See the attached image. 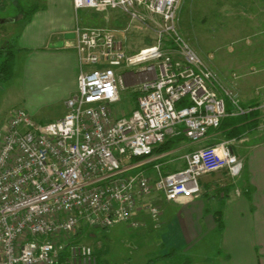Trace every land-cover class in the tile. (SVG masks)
<instances>
[{
    "label": "built area",
    "instance_id": "built-area-1",
    "mask_svg": "<svg viewBox=\"0 0 264 264\" xmlns=\"http://www.w3.org/2000/svg\"><path fill=\"white\" fill-rule=\"evenodd\" d=\"M181 3L73 0L77 13L118 12L128 23H77L70 47L79 59L78 88L64 116L39 123L16 109L0 118V264H100L82 239L90 228L139 230L148 220L158 228L163 199L194 202L201 178L221 171L240 180L244 160L231 142L188 152L178 172L163 174L155 163L169 135L201 142L228 117L253 111L180 31ZM133 28L153 32L154 44L127 51ZM129 82L136 106L118 114Z\"/></svg>",
    "mask_w": 264,
    "mask_h": 264
},
{
    "label": "crops",
    "instance_id": "crops-1",
    "mask_svg": "<svg viewBox=\"0 0 264 264\" xmlns=\"http://www.w3.org/2000/svg\"><path fill=\"white\" fill-rule=\"evenodd\" d=\"M59 1L50 0L45 9L33 15L22 37L17 40L19 52L16 59L22 52L28 53L23 71H30L32 83L47 79L53 82L55 77L64 78L61 85L60 80L57 82L59 90L63 91L58 94L65 93L64 98L67 100L78 88L79 59L77 52L70 47L72 39L65 36L73 33L80 21L77 19L74 25L73 19L70 25H63L62 29L50 30L55 21L52 13ZM65 1L69 4L70 13L73 11L77 15L79 12L75 11L73 1ZM114 15L120 16L121 13L115 12ZM40 20L46 33L37 31L29 34L31 27ZM88 23L85 26H93L91 22ZM59 43L63 45L59 46ZM220 79L226 86L224 80ZM27 84L29 89L32 86L29 80ZM47 89L48 86L44 87V90ZM47 100L53 104L59 101L56 95ZM65 100L60 105L62 110L59 116L53 121L66 114ZM131 103H134L135 108L136 99ZM242 103L252 108L245 104L249 103L247 98ZM0 115L6 118L5 114ZM252 120V117H228L220 129H211L207 138L197 143L183 134L168 136L165 144L158 149L162 156L155 161L161 164L163 174L183 170L186 167L183 157L188 152L238 139L232 150L244 160L242 177L234 184L228 175L229 182L222 183L218 175L220 172L203 176V193L191 203H171L162 198L161 226L157 228L148 220L146 225L136 230L137 238L134 241L144 251L145 257L129 255L122 264H264V127L254 128ZM209 236H217V243L212 254L206 255L200 247ZM171 249L176 250L178 255L166 258Z\"/></svg>",
    "mask_w": 264,
    "mask_h": 264
},
{
    "label": "rangeland",
    "instance_id": "rangeland-1",
    "mask_svg": "<svg viewBox=\"0 0 264 264\" xmlns=\"http://www.w3.org/2000/svg\"><path fill=\"white\" fill-rule=\"evenodd\" d=\"M49 1L4 0L0 4V20H12V22L0 24V47H9L13 43L17 47V40L22 37L31 20L27 22L21 20L23 11L33 4L41 5L43 10ZM52 14L55 21L53 26H50V30L51 28L62 29L63 25H70L73 19L74 25L78 19L80 22L83 21L82 23L78 22L81 25L91 22L93 26L106 25L120 29L126 27L128 23L123 15L115 16L113 12L107 16L93 10H81L77 15H74L75 13L72 11L71 14L69 4L65 0L59 1L58 7ZM44 29L40 20L31 27L29 34L37 31L46 33ZM179 29L205 63L216 72L219 78L224 80L227 88L241 101L247 98L249 103L245 104L252 106L254 112L259 111L261 113L259 118L263 119L264 0H182ZM154 42L155 34L153 32L133 28L132 33L129 34L126 49L135 52L141 48L152 46ZM21 54L15 60L11 80L0 85V114H5V117H8L13 110L22 109L30 113L39 123H49L59 116L62 110L60 105L66 99L64 98L65 93L58 94L63 91L59 90L57 84L60 80L61 85L64 78L55 77L53 82L47 79L42 80L41 83H32L30 71L27 73L23 71L28 53L22 52ZM36 59L37 57L34 60ZM31 68L33 69L32 65ZM24 73L25 75H23ZM28 80L32 85L29 89ZM46 86L48 89L44 90ZM128 86L120 92L122 101L114 109L118 114L129 110L131 106L130 110L126 112L129 114L133 111L134 103H131L133 101L131 92L133 83L129 82ZM55 95L59 100L56 104L47 100ZM0 117L4 119V116L0 115ZM261 123L263 124V122ZM237 140L231 142L232 147ZM224 173H218L219 179L222 183H228L229 177L225 173L226 177ZM133 230L122 224L107 229L90 228L82 234V239L95 249L100 264H122L129 255L138 258L145 257L144 251L134 241L137 238V231ZM216 243L217 236H209L203 241L200 248L205 251L206 255H211Z\"/></svg>",
    "mask_w": 264,
    "mask_h": 264
},
{
    "label": "trees",
    "instance_id": "trees-1",
    "mask_svg": "<svg viewBox=\"0 0 264 264\" xmlns=\"http://www.w3.org/2000/svg\"><path fill=\"white\" fill-rule=\"evenodd\" d=\"M2 2H4V0H0V4H2ZM41 8H42L41 5L33 4L31 7L23 11V14H21V20L24 22H27ZM8 43H11V42H8ZM18 52H19V48L16 47L14 43L10 45L9 47L7 46L0 47V85L6 82H9L11 78L13 77V66H14ZM134 98H136V93L135 94L133 93V99ZM183 105L184 103H180L178 104V107L181 108ZM259 113H260L259 111L258 112L252 111L248 115L239 116V117L243 119L252 117L253 118L252 124L254 128H257L259 126L263 127L264 117L263 119L259 118V115H261V113L260 114ZM261 122H263V124ZM177 255H178V252L174 249H171L170 253L168 254V256H166V258L175 257Z\"/></svg>",
    "mask_w": 264,
    "mask_h": 264
},
{
    "label": "water",
    "instance_id": "water-1",
    "mask_svg": "<svg viewBox=\"0 0 264 264\" xmlns=\"http://www.w3.org/2000/svg\"><path fill=\"white\" fill-rule=\"evenodd\" d=\"M8 22H12V20H0V24H4V23H8ZM67 39H74L75 38V35H74V33H70V34H66V36H65ZM63 45V43H59V46H62Z\"/></svg>",
    "mask_w": 264,
    "mask_h": 264
}]
</instances>
